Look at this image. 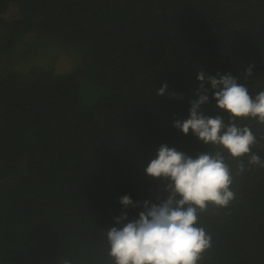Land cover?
<instances>
[{
    "label": "trees",
    "instance_id": "obj_1",
    "mask_svg": "<svg viewBox=\"0 0 264 264\" xmlns=\"http://www.w3.org/2000/svg\"><path fill=\"white\" fill-rule=\"evenodd\" d=\"M55 49L74 61L70 72L19 66ZM250 64L263 79L254 96L264 0H0V264H114L115 218L167 197V182L145 173L161 145L193 158L221 151L231 170L233 201L198 212L212 237L198 264H264V167L173 126L190 114L197 72H231L246 86ZM165 82L180 98L157 96ZM205 87L204 113L227 123ZM237 124L264 159V125ZM124 195L136 206L125 209Z\"/></svg>",
    "mask_w": 264,
    "mask_h": 264
},
{
    "label": "clouds",
    "instance_id": "obj_2",
    "mask_svg": "<svg viewBox=\"0 0 264 264\" xmlns=\"http://www.w3.org/2000/svg\"><path fill=\"white\" fill-rule=\"evenodd\" d=\"M254 65L244 69L247 79L253 74ZM199 88L194 90L195 99L189 101L187 119H177L174 127L187 135L192 134L204 144L220 146L232 158L248 156V164L264 167V159L252 148L257 143L249 126H239L237 120H254L264 125V89L254 96L244 83L231 72L206 75L197 72ZM211 85L215 107L230 117L206 115L204 105L209 104L208 89ZM175 96L165 82L157 96ZM239 172L244 171L241 163ZM152 178L166 181L167 197L158 203L143 202L138 218L128 222L126 213L115 218L119 227L106 232L109 256L114 264H198L202 254L212 246V237L198 224V212L207 209L209 203L226 208L235 198L231 190L232 174L221 151L214 154L203 152L195 158L161 145L146 169ZM119 203L126 209L136 204L124 195Z\"/></svg>",
    "mask_w": 264,
    "mask_h": 264
},
{
    "label": "rangeland",
    "instance_id": "obj_3",
    "mask_svg": "<svg viewBox=\"0 0 264 264\" xmlns=\"http://www.w3.org/2000/svg\"><path fill=\"white\" fill-rule=\"evenodd\" d=\"M9 9L6 11V13L4 14V17L9 19L13 18V15L11 16V13L14 12V8L13 7H8ZM85 35H83L84 38ZM53 45H57L56 43H54ZM43 54H45L44 56L40 55L39 57H37L36 59L31 58L30 61L22 59L20 61V65L21 68L24 70V72H27L26 66H28L29 64H36L38 66H46L47 69L53 71V73H68L71 71V67L73 68L75 66V63L72 59L68 58V59H64L63 60V55H61V53H57V49H55L52 53L51 56L49 57V59H47V54L44 52ZM25 68V69H24ZM255 72H258L257 70L253 71V74L251 77L245 79V83L247 88L249 89V93L250 94H254L256 92V88H258L262 83H263V79H259ZM85 85L83 83V80L80 82V96L83 99L84 95L82 93L83 89H84Z\"/></svg>",
    "mask_w": 264,
    "mask_h": 264
}]
</instances>
